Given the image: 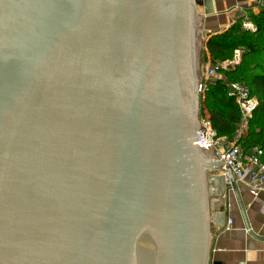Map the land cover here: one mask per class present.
I'll return each mask as SVG.
<instances>
[{"label":"water","instance_id":"water-1","mask_svg":"<svg viewBox=\"0 0 264 264\" xmlns=\"http://www.w3.org/2000/svg\"><path fill=\"white\" fill-rule=\"evenodd\" d=\"M201 23L193 0H0V264H208Z\"/></svg>","mask_w":264,"mask_h":264},{"label":"trees","instance_id":"trees-1","mask_svg":"<svg viewBox=\"0 0 264 264\" xmlns=\"http://www.w3.org/2000/svg\"><path fill=\"white\" fill-rule=\"evenodd\" d=\"M239 16L227 29L209 35L206 49L211 55L210 62L228 59L236 48H242L241 61L232 70L224 71L230 78L244 81L258 105L248 121V129L241 144L245 148L259 145L264 148V8L257 14L251 11ZM254 24V30L243 27L244 19ZM202 95L201 111H206L211 125L218 135L229 137L239 120V109L232 98L227 96L225 83L220 78L206 80Z\"/></svg>","mask_w":264,"mask_h":264},{"label":"built area","instance_id":"built-area-1","mask_svg":"<svg viewBox=\"0 0 264 264\" xmlns=\"http://www.w3.org/2000/svg\"><path fill=\"white\" fill-rule=\"evenodd\" d=\"M262 8H264V0H235L234 5L228 11L235 14L238 13V16L246 17L247 12L251 11L257 14ZM235 14H233V17ZM233 22L234 20L231 19L226 28ZM242 25L249 30H254L255 28L254 24L246 18L243 20ZM239 56V50L235 49L230 59L228 58L215 64L210 63L208 59L204 67V79H214L216 74L222 69L239 63ZM224 83L227 96L234 100L239 109V120L234 134L231 138L226 135H218L211 125L207 112L200 110L197 117L199 128L195 130L198 144L207 149L209 156H214L215 159H221L224 162L217 169L224 177L225 186L222 197L227 198L229 194L233 193L227 168L231 170L235 182H244L249 193L255 197L260 193H264V148L259 145L245 148L241 141L246 135L248 121L258 105V100L251 95L248 86L245 84L236 81ZM203 85L204 91L206 86L205 84ZM231 224L232 219L226 216L222 229H229Z\"/></svg>","mask_w":264,"mask_h":264},{"label":"crops","instance_id":"crops-1","mask_svg":"<svg viewBox=\"0 0 264 264\" xmlns=\"http://www.w3.org/2000/svg\"><path fill=\"white\" fill-rule=\"evenodd\" d=\"M234 3L235 0H200L196 11L202 14L203 31H223L234 13L228 11ZM236 185L250 230L256 236H264V193L253 197L244 182ZM209 210L224 212L232 224L227 230L210 224L208 264H264V239L248 234L233 193L210 200Z\"/></svg>","mask_w":264,"mask_h":264},{"label":"rangeland","instance_id":"rangeland-1","mask_svg":"<svg viewBox=\"0 0 264 264\" xmlns=\"http://www.w3.org/2000/svg\"><path fill=\"white\" fill-rule=\"evenodd\" d=\"M193 2H194V10L196 11L199 8L200 0H193ZM233 14H235V13H233ZM233 14L231 16H229V18H230V20L233 19L235 21L239 16L237 13L233 17ZM202 28H203V26L201 23V28H200V32H199V35L201 38V45L199 46V49H198V58H197V71H198V77L200 78V80L198 82V112L201 110L200 108H201V105L203 102V99H202V95H203L202 91H203V86H204L203 84H205V86H206V83H205L206 80L203 77L204 67H205V63L207 62V60L209 59V62H210V59H211V55L209 54L208 50L206 49V41H207L209 35H211V33L203 31ZM225 29H227V28L225 27L223 30H225ZM214 33H219V32H214ZM236 49H238L240 52V56H239V62H240L241 57H242V53H243V49L242 48H236ZM233 53H234V51L232 52V55L229 57V59L232 58ZM238 64L239 63H237L235 65H230L226 69H222L221 71H219L216 74V76L214 78H220L224 82L236 81V82H240V83L245 84L244 81H242V80L228 77L224 72L226 70L234 69ZM197 117H198V115H197ZM248 126H249V124H248ZM233 134H234V132L232 133V135L229 136V138H231L233 136Z\"/></svg>","mask_w":264,"mask_h":264}]
</instances>
